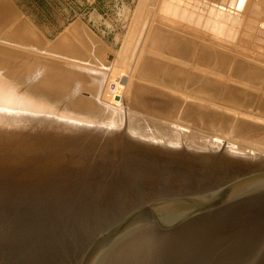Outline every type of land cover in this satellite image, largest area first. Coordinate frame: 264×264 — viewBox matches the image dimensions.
I'll use <instances>...</instances> for the list:
<instances>
[{
    "label": "water",
    "instance_id": "95a60500",
    "mask_svg": "<svg viewBox=\"0 0 264 264\" xmlns=\"http://www.w3.org/2000/svg\"><path fill=\"white\" fill-rule=\"evenodd\" d=\"M0 264H264V119L0 45Z\"/></svg>",
    "mask_w": 264,
    "mask_h": 264
},
{
    "label": "rangeland",
    "instance_id": "374dc122",
    "mask_svg": "<svg viewBox=\"0 0 264 264\" xmlns=\"http://www.w3.org/2000/svg\"><path fill=\"white\" fill-rule=\"evenodd\" d=\"M101 1L99 15L109 27H92L81 18L84 12L73 18L68 11L65 22H86L96 43L83 29L68 28L60 37L67 42L60 53L47 38L53 40L61 30L57 24L63 15L47 17L35 0H0V45L264 119V0H247L241 12L235 0ZM168 6L194 13L195 26L188 27L182 18L175 22ZM216 7L230 11L223 27L224 11ZM86 41L99 49L86 48Z\"/></svg>",
    "mask_w": 264,
    "mask_h": 264
},
{
    "label": "crops",
    "instance_id": "0c3cea01",
    "mask_svg": "<svg viewBox=\"0 0 264 264\" xmlns=\"http://www.w3.org/2000/svg\"><path fill=\"white\" fill-rule=\"evenodd\" d=\"M101 6H102V1L101 0H78V4L70 3L69 0H47V17L49 15L53 17L55 14H58L61 17L63 15V20L61 18L60 19V23L57 24V28H59L61 30H59V32H57V34H56L55 38H53V40H50L52 38H47V43H51L52 45L58 47L57 50H59V52L62 53V50L64 48L63 47L64 46L63 43H67V42L63 41L64 38H60V37H62L64 35V33L66 32L65 29L68 30V28L69 29L76 28V26L78 28H80V29H83V31L88 32V34H89L88 38L89 39H93V40H90V41L92 43L93 42L96 43V41H94V37L90 36V33H92V32H91L90 26L88 24H86V22L87 23L91 22L92 23V27L95 25L96 28H103L104 26L105 27H109V24L107 23V21L105 19H103L99 15V12H101ZM172 8H173V6L166 7V9L169 10L170 13L173 12ZM19 9L21 11H24L23 8H19ZM212 9H210V10H212ZM38 10H40V9L38 8ZM68 11L71 13L73 18L77 17L76 13L80 14V13L84 12L83 16H84L85 19H83V20L86 21V22H83L80 19H75L74 21H72L69 24L66 23L65 21H66V18H67ZM176 11H177V13H180L178 10H176ZM181 12H185V11H181ZM185 13H186L187 18L190 15L192 16V22L191 23H193L194 18H195V14L191 13V12H185ZM170 16L173 19H175L176 22H179L180 16L178 14L176 16H172V14H171ZM174 17H176V18H174ZM187 18H186V22L188 24V19ZM76 20L77 21L79 20V23H76ZM34 27H36L35 29H37V26H34ZM72 33L75 34V32H73V31H72ZM39 34L41 35L40 31H39ZM87 41H86V44H85L86 48H89V46H90V47H92L94 49V52H96V50L99 49V47L97 45H93L94 43L89 45L87 43ZM82 44L84 45V41H82ZM56 47H54V48H56Z\"/></svg>",
    "mask_w": 264,
    "mask_h": 264
},
{
    "label": "bare ground",
    "instance_id": "6f19581e",
    "mask_svg": "<svg viewBox=\"0 0 264 264\" xmlns=\"http://www.w3.org/2000/svg\"><path fill=\"white\" fill-rule=\"evenodd\" d=\"M231 1V0H230ZM228 3V2H227ZM246 3H247V0H235V2H234V8L235 7H237L236 9H239V12H241L242 11V8L243 7H245V5H246ZM232 4V3H231ZM217 8V7H216ZM218 10H221V11H224V14H223V21H219V23L221 24V27H223L222 26V24H225L226 25V18H227V16H228V14H229V10H227L228 12H225L226 10H222V9H219V8H217ZM172 10H173V12L171 13L172 14V16H176L177 14L180 16V18H182V19H186L187 18V16H186V13L185 12H180V13H177V11L175 10V8H172ZM258 16V15H257ZM179 18V17H178ZM188 24H187V26L188 27H193V26H195L193 23H191L192 22V16L190 15L188 18ZM197 21H199V19L197 18L196 20H195V23L197 22ZM176 22V21H175ZM190 24V25H189ZM210 26H212V25H210ZM203 27H208L207 26V24H206V22H205V24L203 25ZM226 28H227V26H226ZM225 28V29H226ZM223 30V29H222ZM188 32L192 35V36H195V37H198V38H202L203 40H205L206 38H204V36H202V37H200L199 36V34L198 33H196V32H193V31H191V30H189L188 29ZM229 34V33H228ZM205 41H207V40H205ZM194 48V47H193ZM194 54V53H193ZM207 54V53H206ZM209 54V53H208ZM194 56H195V54H194ZM205 56V55H204ZM218 56V55H217ZM222 57V56H221ZM220 58V57H219ZM205 59V58H204ZM225 60V59H224ZM221 61V60H220ZM222 62H220V63H218V64H221ZM112 74V73H111ZM116 74V73H115ZM130 78V77H129Z\"/></svg>",
    "mask_w": 264,
    "mask_h": 264
},
{
    "label": "trees",
    "instance_id": "16d2710c",
    "mask_svg": "<svg viewBox=\"0 0 264 264\" xmlns=\"http://www.w3.org/2000/svg\"><path fill=\"white\" fill-rule=\"evenodd\" d=\"M35 3L41 11L47 12V0H35Z\"/></svg>",
    "mask_w": 264,
    "mask_h": 264
}]
</instances>
